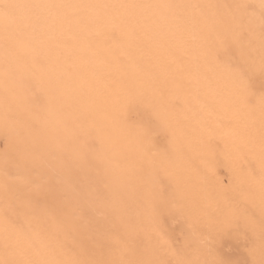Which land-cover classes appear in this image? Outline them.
Returning <instances> with one entry per match:
<instances>
[{
  "label": "snow or ice",
  "instance_id": "1",
  "mask_svg": "<svg viewBox=\"0 0 264 264\" xmlns=\"http://www.w3.org/2000/svg\"><path fill=\"white\" fill-rule=\"evenodd\" d=\"M149 34L173 59L140 79L129 68ZM53 41L66 54L56 67L42 55ZM97 53L101 115L70 119L68 83L79 91L90 67L72 59ZM193 73L209 90L191 88ZM0 86V264H264V0H0ZM48 123L64 133L55 145L36 135Z\"/></svg>",
  "mask_w": 264,
  "mask_h": 264
},
{
  "label": "bare ground",
  "instance_id": "2",
  "mask_svg": "<svg viewBox=\"0 0 264 264\" xmlns=\"http://www.w3.org/2000/svg\"><path fill=\"white\" fill-rule=\"evenodd\" d=\"M30 2L36 3H108V4H121V3H182V4H203V3H215V4H231L237 2V0H30ZM192 51L189 52V56L195 55L196 45L190 46ZM51 51L45 49L42 55L49 57V64L52 67L58 66V61L62 62L64 56L66 55L59 45L58 41H53L50 45ZM135 64L130 66V74L135 75L137 78L143 79L146 72L155 68L160 70L162 74L167 71V65L173 59V57L168 53L165 46L159 44L150 34L146 35L139 43L136 52L134 53ZM72 63L77 66L88 65L90 67H78L77 75L84 74V78L81 80L82 88L79 91H74L71 82L68 83L67 92L64 98V108L66 116L70 119H74L80 111H91L95 115H101L100 110L105 103V95L103 93V80L100 76L107 72L109 69L107 67V61L103 53H97L94 56L87 57H73ZM139 66V68L137 67ZM193 83L191 88L195 89L197 87L203 90H209V85L204 81L199 80L195 73L192 74ZM180 95L188 96L189 92L187 90H182ZM3 98V89L0 86V101ZM0 112H2V105H0ZM195 109L192 107L181 109L179 105L175 107L176 118L182 121H187L190 128L197 126L199 117L194 115ZM36 135L41 142H48L55 145L60 138L64 135L63 131L55 128L51 123L43 126H37ZM3 135H2V123H0V152L3 151ZM80 162H74V165L78 166ZM224 167L225 171H229V161L225 159ZM54 167L59 169V164H54ZM221 172V171H219ZM224 172V171H223ZM84 173H81L83 176ZM223 177V176H221ZM3 175L0 171V201L3 200ZM62 195V189L57 188L54 193H46L44 198L52 200L55 197ZM131 195V194H130ZM257 218L260 214V208L257 204V209H255ZM177 222L179 225V232L186 227L178 219H173L169 217L164 220V227L173 235L175 230L173 225ZM173 226V228H172ZM176 227V226H175ZM177 231V229H176ZM178 234V233H177ZM143 240L144 246H150L153 241L145 238H140ZM229 245H231L229 243ZM98 258H107L105 253Z\"/></svg>",
  "mask_w": 264,
  "mask_h": 264
},
{
  "label": "rangeland",
  "instance_id": "3",
  "mask_svg": "<svg viewBox=\"0 0 264 264\" xmlns=\"http://www.w3.org/2000/svg\"><path fill=\"white\" fill-rule=\"evenodd\" d=\"M224 162H225V159L221 156V157H219L218 158V161H217V171H218V173H219V175L220 176H224L225 174H227L229 171H225L226 170V168L224 167ZM219 171H221V172H219ZM224 171V172H223ZM255 209H257V206L255 207ZM179 225H180V223L179 222H177L175 225H173L174 226V228H173V226H172V232H173V230H175V232H173L175 235H179ZM176 226V227H175ZM176 229H177V231H176ZM178 233V234H177ZM231 245H233L234 243H235V241H230L229 242ZM101 244L103 245L104 244V242L103 241H101ZM231 245H228V246H231ZM103 254V252H101L99 255H98V257H100L101 255Z\"/></svg>",
  "mask_w": 264,
  "mask_h": 264
}]
</instances>
